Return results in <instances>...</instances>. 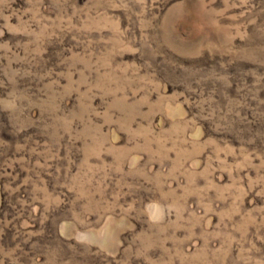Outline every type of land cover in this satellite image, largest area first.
Returning <instances> with one entry per match:
<instances>
[{
  "label": "rangeland",
  "instance_id": "1",
  "mask_svg": "<svg viewBox=\"0 0 264 264\" xmlns=\"http://www.w3.org/2000/svg\"><path fill=\"white\" fill-rule=\"evenodd\" d=\"M0 264H264V0H0Z\"/></svg>",
  "mask_w": 264,
  "mask_h": 264
}]
</instances>
